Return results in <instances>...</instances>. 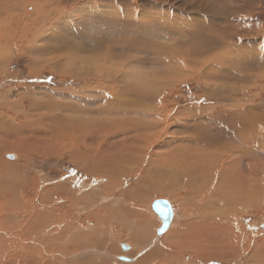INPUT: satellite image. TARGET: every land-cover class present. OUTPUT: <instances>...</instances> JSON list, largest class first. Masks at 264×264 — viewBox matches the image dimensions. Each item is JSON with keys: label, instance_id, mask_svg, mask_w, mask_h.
<instances>
[{"label": "rangeland", "instance_id": "374dc122", "mask_svg": "<svg viewBox=\"0 0 264 264\" xmlns=\"http://www.w3.org/2000/svg\"><path fill=\"white\" fill-rule=\"evenodd\" d=\"M17 1L19 3L12 1V6L5 5L14 17L30 19L28 13H33V7L37 6L33 19L37 20L45 11L50 16L41 19L47 23L40 28L47 30L55 26L53 34L60 35L54 36L44 30L46 33L36 40L37 50L30 52L28 42L20 34H14V29L10 35L6 34L9 43H17V49L15 47L16 50L11 52L0 74V126L4 125L0 127V196L7 193L0 197V204L4 200L6 203L2 204L8 211L11 209V212L0 210V244L12 242L14 247L18 246L14 248L10 244L8 249L25 253L20 264H44L47 260L52 264H67L71 258L83 261L88 256L89 261H94L91 258L95 255L92 254H96L98 260L117 264L118 241H123L119 261L122 264L137 263L133 260L135 256H129L133 262L121 259L131 251H125L122 244L135 242L129 227L133 225V228L140 229L138 213L145 211L154 221H150L149 229L144 226L145 230H142L148 235L142 250L148 246L151 248L145 251L151 259L147 264L264 263V214L250 211L233 217L232 222L224 218L218 220L211 206L199 207L195 186L191 189L194 192H191L192 198L185 188L187 186L180 184L181 179L180 182L178 179H162L160 182L167 183L160 186V182H156L165 174L173 173V169L166 168L170 163H174L176 175L199 169L203 160H211L222 144L225 147L221 146V155L225 156L228 149H236L239 153V132L254 135V186L262 182L263 177L258 175L261 169L258 168L264 164V62L258 60L264 58V0ZM0 20V24L4 21L11 26L17 24L7 12L0 16ZM151 25L155 34L150 32V35L142 28ZM30 28L32 26H28ZM2 31L8 32L5 28ZM122 35L124 38L117 42L122 43L124 51L118 43L112 42ZM107 42L115 47V51L108 55L105 51ZM154 42L157 44L153 45ZM132 44L141 46V51L133 49ZM163 44H168L161 49L164 60L153 58V46ZM102 45V49L99 48ZM169 45L180 51L171 63L168 62L172 55L165 54ZM76 46L84 51L79 52L81 50ZM129 51L133 54L126 56L125 52ZM182 52L193 54L184 59V55L179 56ZM117 55L122 57L114 58ZM48 59H54L49 64H55L56 68L43 64ZM179 66L185 67L186 71L181 70L179 75L173 76L170 68ZM213 84L217 87L214 88ZM134 86L150 90L155 97L147 103L137 100L129 90ZM137 103L143 116L136 112L137 115L131 114ZM32 108L33 112L39 111L42 121L50 122L55 128L50 146L40 149V154L36 155L30 154L35 152L28 148L32 141L28 133L47 132L29 118ZM5 111L15 117V122L11 117L2 116ZM241 120H254V123L247 124L240 131L236 123ZM139 125L141 131L135 136L132 129L139 128ZM64 130L71 132L65 133ZM20 139L28 141L27 144H21ZM135 139L140 142V150L133 155ZM173 154L174 158L171 157ZM107 175L113 177L109 183ZM160 187L165 190L162 195H151L150 191ZM165 187H171L176 198ZM254 195V204L262 206L264 199L258 193ZM156 198L168 202L177 213L171 230L168 228L162 234L158 232L162 220L151 208ZM196 206L199 212L194 209ZM200 208L206 210L200 212ZM14 209L19 215L16 218L12 216ZM208 215L210 223L207 222ZM214 226L240 231L239 236L243 239L238 236L239 240L244 243L245 239L251 240L254 254L233 251L234 236L220 234L218 238L211 230ZM90 229L96 232L95 240L92 241L93 235H90L89 241H80L84 251L75 248L68 251L71 243L68 235L76 230H87L89 235ZM213 237L218 240H211ZM165 238H170L171 242ZM173 239L178 240H174L176 250L169 255L162 245L169 248L174 244ZM195 247H202V251L195 250ZM37 252L42 258L36 256Z\"/></svg>", "mask_w": 264, "mask_h": 264}, {"label": "bare ground", "instance_id": "6f19581e", "mask_svg": "<svg viewBox=\"0 0 264 264\" xmlns=\"http://www.w3.org/2000/svg\"><path fill=\"white\" fill-rule=\"evenodd\" d=\"M13 1V2H12ZM19 3L17 0H0V16H3L4 15V12H7L9 15H10V17H12L13 19H14V21L15 22H17V24H15L14 26H11L8 22H6V21H4L3 23H1L0 24V74H2L3 72V70H4V68L6 67V62H7V60H8V58L10 57V54H11V52L12 51H14V50H16L17 49V43L16 42H13V44H11V43H9V40H7V37H6V34H7V36H8V34L14 29L15 30V32H14V34H20L23 38H25V40L28 42V45H29V50H30V52H35L37 49H36V44H37V39L38 38H40V36H42V35H44V33H46L47 32V30L50 32V34H52V35H54L53 33V31H54V29H55V26H51V27H49V29H47V30H45V29H41L40 28V26L41 25H44V24H46L47 22L46 21H43V20H41V19H45L46 17H48L49 16V13H48V16H47V14H46V11H45V14L44 15H41L40 17L38 16V19L36 20V19H33V18H36V14H37V12H35V11H37L38 10V7L37 6H35V7H33L34 9H33V13H28L29 14V16L31 17L30 19H24V18H22V17H20V16H18V17H14V15L11 13V11H10V9H9V7L8 8H6V6L5 5H10L11 4V6H12V3ZM21 2V1H20ZM50 2V1H49ZM35 3H39V4H41L40 2H35ZM34 4V3H33ZM32 4V5H33ZM49 4V3H48ZM15 5V4H14ZM43 5V4H42ZM44 6V5H43ZM15 8V7H14ZM30 9V8H29ZM28 9V10H29ZM44 11V10H43ZM43 13V12H42ZM52 14V13H51ZM50 17V16H49ZM128 18V17H127ZM0 22H1V20H0ZM123 22H124V20H123ZM51 24V23H50ZM79 24V23H78ZM154 25V24H153ZM153 25H151V26H149V27H146V28H142V29H145V31H149L148 32V34H150V32L153 34V32H154V34H155V30H152L153 29ZM157 25V24H156ZM162 25V24H161ZM28 26H32V28H30V29H28ZM46 26V25H45ZM156 27V26H155ZM158 27V26H157ZM3 28H5L8 32L7 33H5V31H2V29ZM162 28V27H161ZM166 28V27H165ZM155 29V28H154ZM46 32H45V31ZM61 30V29H60ZM138 30V29H137ZM40 32V33H39ZM120 32V31H119ZM162 32V31H161ZM12 33V32H11ZM10 33V34H11ZM56 33V32H55ZM58 33V32H57ZM9 34V35H10ZM122 34V33H121ZM161 34V33H160ZM60 34H55L54 36H59ZM151 35V34H150ZM175 35V34H174ZM174 35H172V36H174ZM49 36V35H48ZM136 36V35H135ZM153 36V35H152ZM50 38V37H49ZM53 38V37H52ZM124 38V35H122L121 37H119V38H117L115 41H112L113 43H115L116 42V44L118 43L117 41H121L122 39ZM132 38V37H131ZM10 39V38H9ZM169 39V38H168ZM11 40V39H10ZM145 40V39H144ZM155 40H157V39H155ZM173 40V39H172ZM171 40V41H172ZM52 41V40H51ZM56 41V40H55ZM63 41V40H62ZM125 41V40H124ZM128 41V40H127ZM138 41V40H137ZM136 41V42H137ZM157 41H162V40H157ZM174 41H177L178 42V40L177 39H175ZM64 42V41H63ZM129 42V41H128ZM127 42V43H128ZM135 42V41H134ZM141 42V41H140ZM144 42V41H143ZM148 43V42H147ZM167 43V42H166ZM107 44V45H106ZM120 44H122V43H118L117 45H119L120 47H121V49L124 51L125 50V48H123V45L121 46ZM136 44H138V43H136ZM155 44H157V43H153V45H155ZM175 44V43H174ZM14 45V46H13ZM168 44H163V45H161L160 47H156V46H153V49L155 50V51H152L151 50V52H152V54H153V58H158V59H161V60H164L163 58L164 57H162V55L164 54V52L162 51L163 50V48L165 47L166 48V46H167ZM44 46V45H43ZM57 46V45H56ZM62 46V45H61ZM70 46V45H69ZM171 45H169V48H168V50H167V52H165V54H170V55H172L171 56V61L170 62H168V63H171L175 58H176V55L180 52L179 50H177V49H173V48H175V46H172V47H170ZM15 47H16V49H15ZM48 47H50V46H48ZM77 48H80V50L81 51H79V52H83L84 50L80 47V46H76ZM102 47H103V45L102 46H99V48H101L102 49ZM151 47V46H150ZM67 48V47H66ZM105 48H106V54L108 55V54H112L114 51H115V47L113 46L112 47V43L111 42H107V43H105ZM132 48L133 49H136V51H141V46H134L133 44H132ZM162 49V50H161ZM179 49V48H178ZM197 48L195 47L193 50H194V52H195V50H196ZM45 51V50H44ZM52 52H53V50H51ZM42 52V51H41ZM56 52H58L57 50H56ZM122 52V51H121ZM174 52V54H172ZM49 53V52H48ZM55 53V52H54ZM126 54V56L128 55V56H130V55H132L133 54V52L132 51H129V52H125ZM43 54V53H42ZM46 54V53H45ZM190 54H193V52L191 53H186V52H182L179 56H182V55H184L185 56V58L184 59H186L187 58V56L188 55H190ZM195 55V54H194ZM155 56H157V57H155ZM164 56V55H163ZM178 56V57H179ZM117 57H119V59H120V57H122V56H120V55H117V56H115L114 58H117ZM124 57V56H123ZM165 57H167V56H165ZM169 57V56H168ZM47 58V57H46ZM114 58H112V59H114ZM169 59V58H168ZM180 59V58H179ZM54 60V59H53ZM53 60H51V59H48V60H44V63L43 64H49L50 63V61H53ZM133 60V59H132ZM258 61H260V62H264V58H263V60L261 59V60H258ZM41 64V63H40ZM53 64H54V62H53ZM50 65V64H49ZM51 67H54V68H56L55 67V64H54V66L53 65H50ZM58 66V65H57ZM158 70H161V67H158ZM181 70H183V71H186V69H185V67H172V68H170V73L174 76V75H179V73H180V71ZM2 72V73H1ZM5 74H6V72H5ZM189 77V76H188ZM233 81H235V80H233ZM237 84V83H236ZM213 87L214 88H216L217 86H216V84H213ZM130 92L131 93H133L134 95H136V99L137 100H139V101H141V102H143V103H147V102H150L154 97H155V95L149 90V91H147V90H143V89H140V88H136V86H134V87H131L130 89ZM214 92H216V93H219L218 91H214ZM148 95H147V94ZM14 94V93H13ZM224 94V93H223ZM45 97H47V96H45ZM49 97V96H48ZM112 97V96H111ZM46 99V98H45ZM70 106H71V104H70ZM36 107V106H35ZM37 108H38V106H37ZM37 108H36V110H37ZM40 109V108H39ZM215 109V108H214ZM52 110V109H51ZM31 112H30V114L28 115V116H30L29 118H31V119H33V120H35L36 122H37V125L38 126H42V127H44V131H46L47 133L46 134H39V133H36V134H32V133H28V135H29V137L31 138V142L28 144V148L29 149H31V150H33L35 153H33V152H30V154L32 153V154H40V152H41V150L40 149H42V148H44V147H47V145L48 146H50V142H51V139L53 138L54 139V136H53V134L55 133V128L53 127V124L51 125L50 124V122H46V121H42L43 119V117L42 116H38V113H39V111H37V112H33V108L30 110ZM140 111H142V109H140V105L137 103L136 104V106H134L133 107V113H131V114H136V113H139L140 115H142L141 113L142 112H140ZM48 113H49V111H47ZM69 111H67V113H68ZM136 112V113H135ZM1 113V112H0ZM47 113V114H48ZM130 113V112H129ZM129 113H128V115H129ZM46 114V113H45ZM71 114V113H70ZM51 115H54V114H51ZM76 115V114H75ZM137 115V114H136ZM2 116H6V117H11L12 119H13V121L15 122V117L14 116H12V114H10L8 111H5L4 112V114H2ZM70 116V115H69ZM143 116V115H142ZM0 117H1V115H0ZM74 117V116H73ZM131 117V116H130ZM135 117V116H134ZM141 117V116H140ZM203 118H204V116H202ZM48 118H49V116H48ZM261 118V117H260ZM259 118V119H260ZM9 119V118H8ZM41 119V120H40ZM54 119V118H53ZM263 119V118H262ZM40 120V121H39ZM71 120H72V117H71ZM74 120V119H73ZM12 121V122H13ZM50 121H52V120H50ZM131 121H136V120H131ZM10 122H11V120H10ZM53 122V121H52ZM73 122V121H72ZM74 122H75V120H74ZM81 122V121H80ZM84 123V122H83ZM89 123V122H88ZM254 123V120H248V121H243V120H241V121H238L237 123H236V128H237V130H242V129H245L246 127H247V124H253ZM76 124H78V123H76ZM80 124V123H79ZM7 126V124L5 125V127ZM1 127V126H0ZM2 127H4V125L2 126ZM1 127V128H2ZM9 127V126H8ZM262 126H260V128H261ZM10 129V128H9ZM12 129H15V128H12ZM23 129V128H22ZM263 129V128H262ZM16 130H17V128H16ZM6 131V130H5ZM11 131V130H10ZM18 131V130H17ZM139 131H141V125H139V128L137 127H133V129H132V133L135 135V136H137V135H139L138 134V132ZM222 131V130H221ZM2 132H4V131H2ZM7 132V131H6ZM16 132V131H15ZM15 132H13V133H15ZM56 132H59V130H57ZM64 132L65 133H70L71 132V130H67V131H65L64 130ZM79 132V131H78ZM121 132H123V130H121ZM219 131H217L216 133H218ZM264 133V132H263ZM3 134V133H2ZM10 134V133H9ZM17 134H19L20 135V133H17ZM79 134V133H78ZM237 134H239V136H238V142H237V144H238V148H239V150H237V152L239 151V153H236V149H234V151H230L229 149L227 150V152H224L226 155L224 156V155H221L220 154V152H219V150H220V148H221V146H223V147H225L224 146V144H222V145H220L219 147H218V151H215L214 153V156L212 157V159L211 160H203V165L202 166H199V169H189V171L187 170V171H184V172H181V173H179V174H175V171H174V167L173 166H175L174 165V163H170L169 165H168V167H166V168H168V169H173L171 172H173V173H170V174H168L167 172V176H166V174L164 175V177L163 178H159L156 182H160L162 179H168V180H172V181H174V180H177L178 179V181L180 182L181 180V182L182 183H180V184H185V186H187V187H185L186 189L188 188V193H191V192H193L191 189H193L194 187L193 186H195V189H197L198 190V193L197 192H195L196 194H199V197L195 194V196H197L198 197V199H199V201L198 202H200V205H199V203H198V205H199V207H210V209L214 212V217L216 218V219H220V218H224V219H227V220H229V221H231L232 222V218L233 217H235V216H237V215H242L243 213H248V212H250V211H256V212H258V213H260V214H264V202H263V204H262V200L261 201H259V205H261L262 204V206H258L256 203L254 204V194H256V193H258L263 199H264V173L262 172V170L264 169V164L262 163V164H260V166H259V168L258 169H261V170H259V173H258V175H260V176H262L263 177V180H262V182H259L258 183V185H256V186H254V160H255V158H254V135L253 134H249V133H245V132H239V133H237ZM7 135V134H6ZM16 135V134H15ZM15 135H13V136H15ZM140 135H142V134H140ZM18 136V135H17ZM79 136V135H78ZM225 136H227V135H225ZM19 137V136H18ZM22 137V136H21ZM217 137H214V139L215 140H218V138L216 139ZM229 138V137H228ZM225 139V138H224ZM230 139V138H229ZM262 139H263V137H262ZM10 140V139H9ZM106 140V139H105ZM105 140H103V143H105ZM20 141V143L21 144H24V145H26L27 144V142L28 141H26V140H19ZM223 141V140H222ZM227 141V140H226ZM53 143H55V141L53 142ZM52 143V144H53ZM226 143V142H225ZM144 146H145V144L144 143H142ZM232 144H230V146H231ZM258 145V144H257ZM53 146V145H52ZM228 146V145H227ZM233 147V146H232ZM235 148V147H234ZM261 149V148H260ZM40 150V152H38ZM138 150H140V142H137V140L135 139L134 140V145H133V155H136V153L138 152ZM45 151H47L48 152V150H47V148H46V150ZM258 151H260V150H258ZM42 152H44V151H42ZM262 152V151H261ZM264 152V151H263ZM46 153V152H45ZM235 153V154H234ZM262 154H264V153H262ZM98 155H99V153H98ZM255 155H257V154H255ZM259 155V154H258ZM20 156V155H19ZM18 156V157H19ZM262 156V155H261ZM171 157H175V154H173ZM256 157V156H255ZM258 157V156H257ZM260 157V156H259ZM14 158V157H13ZM261 158V157H260ZM258 159V158H257ZM2 160V159H1ZM247 160H249L248 162H247ZM258 162V161H257ZM102 163V162H101ZM99 164H100V162H99ZM98 164V165H99ZM103 164V163H102ZM100 166V165H99ZM255 166H257V164H255ZM11 167V169H14V166H9V168ZM98 168H100V167H98ZM101 168H103V167H101ZM228 169H230V170H228ZM6 170V169H5ZM152 170V169H151ZM179 170V169H178ZM181 170V169H180ZM164 171V170H163ZM162 171V172H163ZM194 171V172H193ZM197 171V172H196ZM5 172H7V171H5ZM165 172V171H164ZM195 172H196V174H195ZM231 172H232V174H231ZM256 172H257V170H256ZM112 173H113V171H112ZM112 173H108V175H110V174H112ZM155 173H158V171L157 172H155ZM154 174V173H153ZM195 174V175H194ZM107 175V179H108V183H109V181H112V178L113 177H109ZM148 175H149V173H148ZM257 175V176H258ZM150 176V175H149ZM155 177V175H152L151 174V177ZM161 176V175H160ZM26 177V176H25ZM106 177V176H105ZM153 179V178H152ZM181 179V180H180ZM152 181V180H151ZM25 183H26V181H25ZM148 183V182H147ZM167 182H160V184H159V186L160 185H164V184H166ZM175 183H176V181H175ZM140 184H142V182H140ZM144 184V183H143ZM172 184V183H171ZM180 184H179V186H180ZM146 185V184H145ZM153 185H155V183L153 184ZM182 185V186H183ZM144 186V185H143ZM166 186V185H165ZM169 186V185H168ZM178 186V187H179ZM146 187V186H145ZM144 187V188H145ZM254 187H256V188H254ZM152 188H153V186H152ZM166 188V190L167 191H170V193L171 194H173V196L176 198V196H175V193L176 192H174L172 189H171V187L170 188H168V187H165ZM181 188H183V190H185V188H184V186L183 187H181ZM181 188L179 189V191L181 190ZM66 190V189H65ZM255 190V191H254ZM60 191H62V189L60 190ZM141 191V190H140ZM186 191V190H185ZM195 191V190H194ZM143 192V191H142ZM151 192V195H155V194H160V195H162L164 192H165V190L163 189V188H159V189H155V190H152V191H150ZM254 192H256V193H254ZM1 193V192H0ZM61 193V192H60ZM96 193H98V192H96ZM177 193H178V190H177ZM194 193V192H193ZM4 195L6 194L7 195V193H3ZM2 194V195H3ZM93 194V193H92ZM180 194V193H179ZM178 194V195H179ZM184 194H186V193H184ZM1 195V196H2ZM96 195V194H95ZM191 196H192V198H193V195H192V193L190 194ZM0 196V197H1ZM189 196V195H188ZM194 196V197H195ZM18 197V196H17ZM83 197H85V196H83ZM89 197V196H88ZM90 198H91V196H90ZM92 198H94L93 197V195H92ZM128 198V197H127ZM178 198V197H177ZM4 199H5V196H4ZM129 199V198H128ZM191 199V198H190ZM257 199V198H256ZM255 199V200H256ZM3 200V199H2ZM77 200V199H76ZM127 200V199H126ZM193 200V199H192ZM258 200H260V198L258 199ZM74 201V200H73ZM80 201V200H79ZM88 201H89V199H88ZM95 201V200H94ZM125 201V200H124ZM158 201H161L160 200V198H156V199H154V202L151 204V208L153 209V205L155 204V202H158ZM3 202H5L6 203V201H4L3 200ZM3 202H1V204H0V210H1V208H2V210L4 209V211H8L7 210V208H6V206L4 205V204H2ZM76 202V201H75ZM81 202V201H80ZM79 202V203H80ZM84 202V201H83ZM161 202H163L165 205H167V206H169V207H171V209H172V221H171V224H170V226H169V230H171V228H172V225H173V223H174V219H176V215H175V209H174V207H172L168 202H166V201H161ZM196 202V201H195ZM72 203V202H71ZM78 202H77V204H79ZM90 203V202H89ZM88 203V204H89ZM122 203H123V201H122ZM91 204V203H90ZM89 204V205H90ZM123 205H125V203H123ZM196 205H197V202H196ZM79 206V205H78ZM126 206V205H125ZM87 207V206H86ZM85 207V208H86ZM91 207V206H90ZM118 207V206H117ZM149 207V206H148ZM199 207L198 206H196L194 209H196L197 211H198V209H199ZM207 207V208H208ZM12 208V207H11ZM37 208V207H36ZM100 208V207H99ZM98 208V209H99ZM102 208V207H101ZM137 208V207H136ZM150 208V207H149ZM13 209V208H12ZM30 209V208H29ZM40 209V208H39ZM97 209V208H96ZM125 209V208H124ZM134 209V208H133ZM221 209V210H220ZM206 209H201L200 208V212H203V211H205ZM53 211V210H52ZM104 211V210H103ZM102 211V212H103ZM121 211V210H120ZM8 212H11V209H10V211H8ZM94 212V211H93ZM100 212V211H99ZM106 212V211H105ZM113 212V211H112ZM111 212V213H112ZM118 212V211H117ZM151 212H152V210H151ZM199 212V211H198ZM33 213H34V211H33ZM95 213V212H94ZM94 213H93V215H94ZM122 213V212H121ZM138 213V212H137ZM8 214V213H7ZM97 214V213H96ZM100 214V213H99ZM177 214V213H176ZM61 215V214H60ZM110 215V214H109ZM124 215V214H123ZM4 216V215H3ZM2 216V217H3ZM7 216V215H6ZM12 216H14L15 218L17 217V216H19L18 215V212H16V210L14 209L13 211H12ZM43 216V215H42ZM102 216V215H101ZM104 216V215H103ZM108 216V215H107ZM131 216L133 217H137V216H135V215H133V214H131ZM159 216V215H158ZM33 217V216H32ZM41 217V216H40ZM111 217V216H110ZM160 217V216H159ZM20 218V217H19ZM25 218V217H24ZM23 218V219H24ZM93 218V216L91 217V219ZM96 218V217H95ZM137 218H139L138 219V224H139V227L141 226V228L140 229H138V228H133L132 226V228L131 227H129V231L131 232H129L130 233V235L132 236V239L135 241V242H132L130 245H129V242L130 241H127L128 243H123L122 244V248H123V246H124V248H127L128 246H129V248L127 249V250H125V251H128L129 249L131 250L128 254H125L124 256L125 257H128V258H122L124 261H132L131 259L132 258H130L131 256H135L134 258H133V260L134 261H136L137 263H140V264H147V262L148 261H150L151 259H149V257L147 256V253H145V251L148 249V248H150L148 245V247L147 248H144L143 250H142V248L144 247L143 245L147 242V234L146 233H144V231H142V230H145L144 229V226L146 227V228H148L149 229V223H150V221H151V223H154V221H153V218L151 217V216H149L148 214H147V212H145V211H143V212H140V213H138V217ZM161 218V217H160ZM174 218V219H173ZM12 219H14V218H12ZM22 219V218H21ZM87 219V218H86ZM91 219H89V221L91 220ZM104 219V218H103ZM102 219V220H103ZM110 219V218H109ZM129 219V218H128ZM132 219V218H131ZM130 219V220H131ZM204 219V218H203ZM16 220V219H15ZM29 220V219H28ZM41 220V219H40ZM39 220V221H40ZM104 220H107V219H104ZM206 220V219H205ZM207 222L208 223H210V218H209V215H208V218H207ZM32 221H34V220H32ZM38 221V220H37ZM108 221V220H107ZM1 222V221H0ZM20 222V221H19ZM134 222V221H133ZM141 222V223H140ZM8 223H11V222H8ZM7 223V224H8ZM101 223V222H100ZM6 224V223H5ZM4 224V225H5ZM22 225H23V223H21ZM26 224V223H25ZM79 223H77V225H78ZM105 224H106V222H105ZM137 224V223H136ZM158 224V223H157ZM160 224H161V222H160ZM159 224V225H160ZM13 225H14V223H13ZM16 225V224H15ZM14 225V226H15ZM17 225H19L20 226V224H17ZM40 225H41V223H40ZM98 225H99V222H98ZM8 226V225H7ZM10 226V225H9ZM95 226V225H94ZM124 226V225H123ZM154 224L150 227V229L151 230H153L154 229ZM203 226V225H202ZM206 226V225H205ZM21 227V226H20ZM39 227V226H38ZM71 227V226H70ZM126 227V226H125ZM135 227H137L136 225H135ZM207 227V226H206ZM22 228V227H21ZM91 228V227H90ZM98 230H99V228H98V226L96 227ZM111 228V227H110ZM4 229V228H3ZM46 229V228H45ZM112 229V228H111ZM210 229V228H209ZM213 229V231H215V234H217L216 235V237H221L220 236V234L221 235H223V236H234V238L236 239V242L234 243L235 245L234 246H232V248H234L233 249V251H235V249H237L235 252L236 253H240V251L242 252L243 250H244V252L246 251V253H247V251H251L252 252V254H254V249H253V247L251 246V245H253L252 244V242H250L251 240H249V239H245L246 241H245V243H244V241L242 242V240H239V238H238V236H239V234H241L240 233V231H239V233H238V230H235V229H233L232 227L230 228V227H220V226H214V228H211V230ZM217 229H219L218 230V232H216V230ZM15 230V229H14ZM18 230H20V229H18ZM17 230V231H18ZM91 230V232H90V234L88 235L87 234V230H85V231H80V230H76L73 234H71V235H68V238L70 237V241L72 242V244H71V246H76V247H80V245H79V240L82 238V239H86L87 241H89L90 240V235H93V238L92 239H94V232L95 231H93L92 229H90ZM126 230V229H125ZM168 230V231H169ZM2 231V230H1ZM100 231V230H99ZM167 231V232H168ZM18 232H20V231H18ZM159 232V231H158ZM32 233V232H31ZM40 233V232H39ZM38 232H37V234H39ZM96 233V232H95ZM107 233V232H106ZM109 233V232H108ZM129 233H128V235H129ZM156 233V232H155ZM172 233V232H171ZM9 234V233H8ZM14 234H16V233H14ZM33 234V233H32ZM61 234V233H60ZM102 234V233H101ZM214 234V233H213ZM218 234H219V236H218ZM22 235V234H21ZM31 235V234H30ZM35 235V234H34ZM33 235V236H34ZM56 235V234H55ZM62 235V234H61ZM60 235V236H61ZM96 235V234H95ZM98 235H99V232H98ZM170 235V234H169ZM171 236V235H170ZM110 237V236H109ZM116 237V236H115ZM240 237V236H239ZM242 237V236H241ZM240 237V238H241ZM39 238V237H38ZM44 238V237H43ZM116 238H118V237H116ZM115 238V239H116ZM128 238V237H127ZM166 238H168V237H166ZM166 238L164 239L165 241H170L171 242V239L169 238V239H167L166 240ZM175 238V237H174ZM179 239V238H178ZM207 239H209V238H207ZM222 239V238H221ZM221 239H219V240H221ZM241 239H243V238H241ZM25 240V239H24ZM119 240V239H118ZM153 240H156V238H154ZM152 240V241H153ZM174 240L175 239H173L172 241H173V243H174ZM211 240H213V241H215V240H218V239H214V237L211 239ZM9 241V240H8ZM13 241V240H12ZM92 241H94V240H92ZM151 241V242H152ZM157 241V240H156ZM156 241H154V242H156ZM176 241V240H175ZM178 241V240H177ZM176 241V242H177ZM209 241V240H208ZM233 241V240H232ZM116 242V241H115ZM123 241H118V248H117V251H120L119 252V254L116 256V261H117V264H122L121 262H119L118 261V257H120V256H122L121 254V250H120V245H121V243H122ZM0 243H2V242H0ZM23 243V242H22ZM10 244H12V242H6L4 245H1L0 244V264H20V261L24 258V257H22V254H25L24 252H19V250H17V251H15V252H13V250H11V248L10 249H8V246L10 245ZM46 244H48V243H46ZM150 244H152V243H150ZM169 244V243H168ZM167 244V245H168ZM172 244V243H171ZM16 245V244H15ZM23 245H24V243H23ZM43 245V244H42ZM93 245V244H92ZM132 245V246H131ZM133 245L134 246H136L138 249H141V250H139L140 252L138 253V249L136 250V247L135 248H133ZM146 245V244H145ZM153 245H155V244H153ZM194 245V244H193ZM245 245H246V247H245ZM11 247H14L13 246V244L12 245H10ZM35 246V245H34ZM197 246V245H196ZM202 246H204L203 245V243H202ZM25 247H28V246H26L25 245ZM24 246H23V248H25ZM146 247V246H145ZM167 247H169V246H167ZM173 247H174V249H173ZM205 247V246H204ZM203 247V248H204ZM255 247V246H254ZM259 247V246H258ZM260 247H262V246H260ZM14 248H18V246L17 247H14ZM22 248V247H21ZM30 248V247H29ZM176 244L174 243L173 245H171L169 248H165L163 245H162V249L165 251V253H169V255L170 254H172V251L174 252L176 249ZM194 248V247H193ZM206 248V247H205ZM255 248H257V247H255ZM31 249V248H30ZM82 249H84L83 247H82ZM151 249V248H150ZM258 249V248H257ZM22 250V249H21ZM89 250V249H88ZM95 250V249H94ZM149 250V249H148ZM153 250V249H152ZM195 250H201L202 251V247L200 248H196L195 247ZM203 250H205V249H203ZM214 250H217V249H214ZM260 250V252H261V248L259 249ZM10 251V252H9ZM79 251V250H78ZM209 251V250H208ZM13 252V253H12ZM48 252V251H47ZM148 252V251H147ZM154 252H155V250H154ZM257 252H258V250H257ZM178 253V252H177ZM203 254V252H200V254ZM31 254V253H30ZM200 254H197V255H199L200 256ZM201 254V255H202ZM248 254V253H247ZM39 256L40 255V257H41V254L39 253L38 254V252L36 253V256ZM46 255H47V253H46ZM92 255H95L96 256V254H92ZM127 255V256H126ZM140 255V256H139ZM203 255H205V254H203ZM216 257H220V256H218V255H216V254H214ZM223 255H224V253H223ZM250 255V254H249ZM256 255H257V253H256ZM25 256V255H24ZM43 256V255H42ZM49 256V255H48ZM66 256V255H65ZM69 256V255H68ZM94 256V258H91V259H93L94 261H89V259H84L83 261H79V259L77 260V257L76 258H71V260L69 261V263H67V264H112L111 262H108V261H105L104 259H97L96 257ZM103 256V255H102ZM130 256V257H129ZM173 256V255H172ZM195 256H196V254H195ZM225 256V255H224ZM235 256V255H234ZM233 256V257H234ZM237 256V255H236ZM262 256V255H261ZM33 257V256H32ZM31 257V258H32ZM44 258H46V256H43ZM50 257V256H49ZM167 257L168 256H166L165 258L167 259ZM198 257V256H197ZM257 257H258V255H257ZM26 258H27V256H26ZM34 258V257H33ZM35 258H37V257H35ZM42 258V257H41ZM53 258V257H52ZM98 260V262L97 263H95V261H96V259ZM103 258H104V256H103ZM235 258V257H234ZM259 258V257H258ZM257 258V259H258ZM263 258V257H262ZM219 259H224V257H220ZM261 259V258H260ZM25 260V259H24ZM34 261H37V260H35V259H33ZM42 260V259H41ZM46 260V259H45ZM114 260V259H113ZM251 260V259H250ZM48 261V260H47ZM46 261V262H47ZM253 261V260H252ZM22 262V261H21ZM28 262H30V261H28ZM39 262H40V259H39ZM43 263H44V259H43V261H42ZM44 263V264H52V262L51 261H49V262H47V263ZM133 262V261H132ZM170 262V261H169ZM168 262V263H169ZM254 262V261H253ZM260 262V261H259ZM259 262H257V263H259ZM37 263V262H36ZM114 263V262H113ZM137 263H131V264H137ZM125 264V263H124ZM254 264H256V262L254 263ZM262 264H264V263H262Z\"/></svg>", "mask_w": 264, "mask_h": 264}, {"label": "water", "instance_id": "95a60500", "mask_svg": "<svg viewBox=\"0 0 264 264\" xmlns=\"http://www.w3.org/2000/svg\"><path fill=\"white\" fill-rule=\"evenodd\" d=\"M153 210L156 211V213L161 217H159L162 220V227L159 231V234L164 233L170 226L171 221H172V209L171 207L165 205L163 202L158 201L155 202L154 206H153ZM129 248V246L127 248H124V250H127Z\"/></svg>", "mask_w": 264, "mask_h": 264}, {"label": "crops", "instance_id": "0c3cea01", "mask_svg": "<svg viewBox=\"0 0 264 264\" xmlns=\"http://www.w3.org/2000/svg\"><path fill=\"white\" fill-rule=\"evenodd\" d=\"M82 239V238H81ZM81 239L78 241L79 242V245H80V241H81ZM93 240H95V239H93ZM71 244H72V242L70 243V246L68 247V251L70 250V249H72V248H75V250H82V247L80 246V247H76V246H71ZM94 246V245H93ZM82 251H84V250H82ZM101 255V254H100ZM104 256V255H103ZM122 258H128V257H125V256H123ZM121 258V259H122ZM129 259V258H128ZM87 260V259H86ZM120 260V257H118V261ZM132 260V259H131ZM120 262V261H119ZM124 263H126V262H124ZM129 264H131V263H129Z\"/></svg>", "mask_w": 264, "mask_h": 264}]
</instances>
